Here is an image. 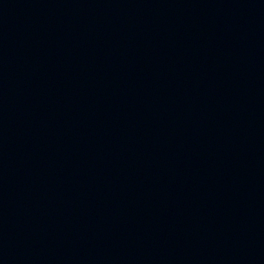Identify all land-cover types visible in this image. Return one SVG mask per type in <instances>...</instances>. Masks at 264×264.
<instances>
[{"label":"water","instance_id":"95a60500","mask_svg":"<svg viewBox=\"0 0 264 264\" xmlns=\"http://www.w3.org/2000/svg\"><path fill=\"white\" fill-rule=\"evenodd\" d=\"M0 264H264V0H0Z\"/></svg>","mask_w":264,"mask_h":264}]
</instances>
